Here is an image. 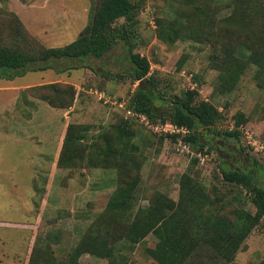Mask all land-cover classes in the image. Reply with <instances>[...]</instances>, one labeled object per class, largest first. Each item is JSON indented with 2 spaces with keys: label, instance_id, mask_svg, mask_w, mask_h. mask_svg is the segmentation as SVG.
Listing matches in <instances>:
<instances>
[{
  "label": "rangeland",
  "instance_id": "rangeland-1",
  "mask_svg": "<svg viewBox=\"0 0 264 264\" xmlns=\"http://www.w3.org/2000/svg\"><path fill=\"white\" fill-rule=\"evenodd\" d=\"M97 2L0 0V44L25 53L63 46L91 23ZM231 9L230 0H144L131 21L113 24L129 30L134 51L147 57L165 97L195 89L198 99L221 112V122L205 134L211 146L196 161L197 146L185 152L131 109L137 82L116 78L127 66L119 35L104 56L90 58L92 68L0 79V264H155L145 250L155 246L151 232L135 243L119 232L166 197L173 202L166 211L182 208L189 230L214 213L230 221L241 209L255 213L251 194L223 181L220 169L254 172L264 189L263 19L247 14L253 23L238 35ZM224 31L232 35L224 38ZM226 47L234 48L233 57ZM66 64L58 60L56 66ZM50 83L59 85V101L73 87L69 107L42 98L57 99L52 88L41 86ZM234 125L241 129L239 140L223 137ZM68 130L71 141H65ZM127 185L125 210L108 212L109 201ZM100 241L106 242L101 253L90 252ZM202 247L206 264H264V224L252 228L230 262Z\"/></svg>",
  "mask_w": 264,
  "mask_h": 264
},
{
  "label": "trees",
  "instance_id": "trees-1",
  "mask_svg": "<svg viewBox=\"0 0 264 264\" xmlns=\"http://www.w3.org/2000/svg\"><path fill=\"white\" fill-rule=\"evenodd\" d=\"M143 1L98 0L93 9L91 23L79 33L75 40L63 46L41 48L38 52L25 53L12 47L13 44L11 46L0 44V79H12L29 71L53 69L61 73L80 67H91L90 58L98 59L104 56L112 49L115 34L119 35L126 43L124 55H126L127 66L123 71L124 73L117 74L116 78H129L133 83L137 82V86H135L129 100L131 109L146 115L150 124L162 122L186 126L190 131L182 138L190 146H197L198 151L195 152L196 159H194L196 161L200 159L196 154H201V150L206 144H212L211 140L204 141L207 137L205 134L221 122L222 114L209 101L198 99V93L195 89H187L180 96L170 95L165 97L158 88L156 77L150 72V63L147 57L134 51L129 30L124 24L114 27L113 24L120 18H123L125 22L131 21L136 9ZM186 1L194 2L197 5L203 0ZM230 3L232 9L229 18H235L240 24L236 27L240 30L238 35L242 33L241 30H245V26L252 25L253 21H248L247 18L260 16V19H263L261 22L263 24L260 23V33L264 38V0H230ZM247 14H250V16ZM235 32L237 30L232 31L234 36ZM232 34L224 31L222 36L227 38ZM245 41L246 39L242 40V42ZM224 49H226L228 56L233 57L232 49L234 48L226 47ZM256 58L252 54V60H256ZM58 60L68 61L69 64L56 66ZM260 64H264V50L260 51ZM41 86H49L57 93L56 100L51 99L49 96L42 97L53 107H69L75 99L76 92L72 86L68 88L70 92L68 91L67 100L60 99L61 101L58 97L59 85L50 83ZM157 102L164 104L165 110L160 111L156 106ZM240 135L241 129L238 125L223 131V137L225 138L239 140ZM169 137L177 142L179 134H169ZM68 139L72 140L69 130L65 141ZM252 159L257 164V160ZM220 173L223 181L240 185L251 194L250 202L255 207V213L241 209L235 221L227 220L214 213L215 215L198 222L192 230H189L182 220V208L177 206L170 212L166 211L165 205L170 204L171 206L173 204L166 197L144 210L142 219L139 218L140 221L138 219L127 223L128 225L125 227L123 226L119 232V237H124L135 243L151 232L156 238V243L154 247H147L145 250L155 260V264H206L202 261V246L211 248L212 257L218 256L224 261L230 262L252 228L259 222L264 224V189L255 183L254 172H249L247 169L226 166L220 169ZM127 187V189L118 192L115 199L109 201L107 205L108 212L118 214V212L125 210L130 185H127ZM86 242L90 241L86 240ZM105 243V241L95 242V248L89 251L97 255V250L101 253ZM85 246L89 245L85 243ZM90 246H93V244L91 243ZM198 247L199 250H197ZM130 248L133 247L130 246ZM108 250L109 254L113 251L111 247ZM72 264L81 263L73 261Z\"/></svg>",
  "mask_w": 264,
  "mask_h": 264
},
{
  "label": "built area",
  "instance_id": "built-area-1",
  "mask_svg": "<svg viewBox=\"0 0 264 264\" xmlns=\"http://www.w3.org/2000/svg\"><path fill=\"white\" fill-rule=\"evenodd\" d=\"M149 127L157 133L179 134L176 142L177 145L180 146L182 150H185V152H190V144L182 138L190 131L186 126L158 122L157 124H150ZM258 147H260V145ZM196 155L199 157L200 153H197Z\"/></svg>",
  "mask_w": 264,
  "mask_h": 264
}]
</instances>
